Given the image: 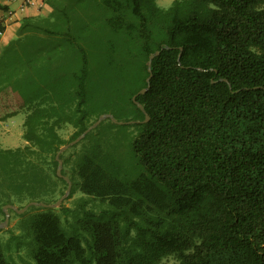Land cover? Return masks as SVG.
Instances as JSON below:
<instances>
[{"label": "trees", "instance_id": "trees-1", "mask_svg": "<svg viewBox=\"0 0 264 264\" xmlns=\"http://www.w3.org/2000/svg\"><path fill=\"white\" fill-rule=\"evenodd\" d=\"M45 1L46 37L20 42L0 82L23 100L28 142H0L3 220L73 182L70 228L31 206L34 264H264V0ZM162 49L137 97L145 122L134 96ZM106 113L136 122L104 120L61 154L60 176L61 147Z\"/></svg>", "mask_w": 264, "mask_h": 264}, {"label": "rangeland", "instance_id": "rangeland-1", "mask_svg": "<svg viewBox=\"0 0 264 264\" xmlns=\"http://www.w3.org/2000/svg\"><path fill=\"white\" fill-rule=\"evenodd\" d=\"M176 0H158V4L161 7L168 8ZM26 114L24 112L20 113L13 119L8 121L0 122V142L1 146L5 149L18 148L27 145V141L24 138V122ZM72 128L62 132L66 137L70 136ZM105 131L102 130L101 134ZM70 148V147H69ZM74 149V148H73ZM81 150V149H80ZM76 154L75 158L78 159L80 152ZM79 196L82 195L81 192L78 193ZM32 201L47 203V200L41 198H35L27 201L23 206L21 204H16V206L22 208L25 207ZM15 205V204H14ZM98 208V204L92 203ZM66 206L74 208L75 199L66 201ZM5 207L3 210L5 211ZM43 210L39 208H28L25 212H18L15 209L10 211L9 225L5 228L0 229V243L2 244L7 259L12 264H34L36 263L32 249L34 243V235L31 231V222L35 214ZM55 212L62 217V221L65 229L70 228V224L73 221V215H69V220L66 219V215L63 213V209L60 207L56 208ZM3 213L0 211V223L4 220ZM178 261L175 257H170L164 261V264H176Z\"/></svg>", "mask_w": 264, "mask_h": 264}, {"label": "crops", "instance_id": "crops-1", "mask_svg": "<svg viewBox=\"0 0 264 264\" xmlns=\"http://www.w3.org/2000/svg\"><path fill=\"white\" fill-rule=\"evenodd\" d=\"M26 0H0V15L4 19L5 31L0 38V82L6 85V72L10 60L23 55L19 46L26 39L46 37L35 29V23L49 16L52 7L45 0H36L35 4L25 5ZM36 21V22H35ZM15 80H17L15 78ZM20 95L13 91L0 93V122L15 118L25 112ZM13 112H16L12 115ZM26 119V117H25ZM25 123V122H24Z\"/></svg>", "mask_w": 264, "mask_h": 264}, {"label": "water", "instance_id": "water-1", "mask_svg": "<svg viewBox=\"0 0 264 264\" xmlns=\"http://www.w3.org/2000/svg\"><path fill=\"white\" fill-rule=\"evenodd\" d=\"M171 47L170 46H164L163 49H170ZM162 50H157L156 52L152 53L150 55V58H149V61H148V71L150 73L149 77L147 78V82H148V86L146 88H143L137 95L134 96V101L137 103V105L145 112L146 114V119H145V122L149 121L150 120V115L149 113L146 111L145 107L143 106V104L141 102H139L137 100V97L141 94H145L151 87V81H152V78H153V69H152V66H153V60L161 55L162 53ZM182 52H183V49H182ZM182 52L180 54V59H181V56H182ZM222 81H225V82H228L232 88V84L229 82L228 79L226 78H222L221 79ZM112 119L113 122L117 123V124H126V123H133V122H136V121H119L118 119H116V117L111 114V113H106V114H102L99 119L93 124L91 125L87 130H85L78 138H76L75 140L71 141L70 143L68 144H65L61 147L60 151L58 152L57 154V160L59 161V167H58V174L60 176H64L63 175V166H64V163L62 161V159L60 158L61 154L66 151L69 147L79 143L80 141H82L92 130L96 129L104 120L106 119ZM67 181L69 183L68 185V188H67V191L66 193L64 194V196L59 199L56 203H53V204H48V203H44V202H38V201H32L30 202L29 204H27L25 207H18L16 205H13V204H10V205H6L5 207V213H6V218L5 220L0 223V229L1 228H5L9 225V220H10V209H15L17 210L18 212H25L28 208H30L31 206H44V207H52V208H58L60 207L63 202L70 196L71 192H72V188H73V182L67 178Z\"/></svg>", "mask_w": 264, "mask_h": 264}, {"label": "built area", "instance_id": "built-area-1", "mask_svg": "<svg viewBox=\"0 0 264 264\" xmlns=\"http://www.w3.org/2000/svg\"><path fill=\"white\" fill-rule=\"evenodd\" d=\"M36 0H26L25 1V5H31V4H35ZM5 31V27H4V19L3 17L0 15V38L3 36Z\"/></svg>", "mask_w": 264, "mask_h": 264}]
</instances>
